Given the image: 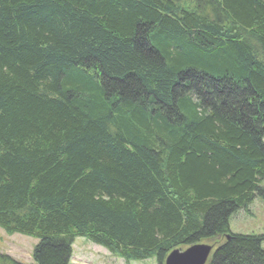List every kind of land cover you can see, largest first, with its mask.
I'll use <instances>...</instances> for the list:
<instances>
[{
  "label": "trees",
  "instance_id": "1",
  "mask_svg": "<svg viewBox=\"0 0 264 264\" xmlns=\"http://www.w3.org/2000/svg\"><path fill=\"white\" fill-rule=\"evenodd\" d=\"M263 178L264 0H0V228L37 238L29 264L76 237L264 264L229 228Z\"/></svg>",
  "mask_w": 264,
  "mask_h": 264
},
{
  "label": "rangeland",
  "instance_id": "2",
  "mask_svg": "<svg viewBox=\"0 0 264 264\" xmlns=\"http://www.w3.org/2000/svg\"><path fill=\"white\" fill-rule=\"evenodd\" d=\"M181 5L191 6L193 0H177ZM264 186V178L260 182ZM231 232L242 234L264 233V203L256 196L246 208L237 211L229 217ZM217 239V238H216ZM214 239V240H216ZM213 240V241H214ZM211 240L202 241L211 243ZM37 238L13 233H5L0 228V253L20 261L24 264L32 262L31 254ZM264 248V242L262 243ZM69 264H157L153 257L144 260L124 261L122 258L110 254L108 250L92 243L85 237H76L72 243V256Z\"/></svg>",
  "mask_w": 264,
  "mask_h": 264
},
{
  "label": "water",
  "instance_id": "3",
  "mask_svg": "<svg viewBox=\"0 0 264 264\" xmlns=\"http://www.w3.org/2000/svg\"><path fill=\"white\" fill-rule=\"evenodd\" d=\"M212 251V246L207 243H194L184 249L171 250L164 264H205Z\"/></svg>",
  "mask_w": 264,
  "mask_h": 264
}]
</instances>
